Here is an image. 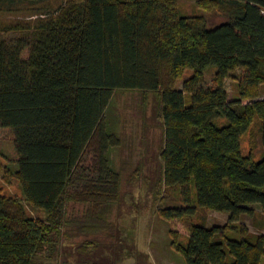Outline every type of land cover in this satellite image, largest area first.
Returning <instances> with one entry per match:
<instances>
[{
    "label": "trees",
    "instance_id": "1",
    "mask_svg": "<svg viewBox=\"0 0 264 264\" xmlns=\"http://www.w3.org/2000/svg\"><path fill=\"white\" fill-rule=\"evenodd\" d=\"M196 5L225 20L180 14L178 0H0V128L11 134L23 195L0 191V264H43L63 241L113 234L123 195L112 153L123 140L112 112L116 93L131 90L152 94L162 120L156 185L179 205L157 214L183 264H262L264 0ZM208 210L227 223L208 225Z\"/></svg>",
    "mask_w": 264,
    "mask_h": 264
},
{
    "label": "rangeland",
    "instance_id": "2",
    "mask_svg": "<svg viewBox=\"0 0 264 264\" xmlns=\"http://www.w3.org/2000/svg\"><path fill=\"white\" fill-rule=\"evenodd\" d=\"M178 3L180 14H203L208 19L209 26L225 20V17L215 9L205 11L198 8L196 0H178ZM215 70V65L207 68L205 73L207 83L211 81ZM239 71L234 73L238 74ZM191 72L188 69L183 78L190 76ZM181 81L182 79L179 83ZM225 84L230 93H237L233 76L228 77ZM261 95L264 98V85ZM114 103L116 107L112 113L117 114L121 119L120 132L123 143L112 154L114 165L122 174L123 198L120 207H116L113 211V234L111 236L102 234L99 240L75 237L73 240L63 241L54 259L43 264H183L184 262L183 255L173 250L170 245V224L157 214L161 204L174 206L179 205V202L175 193L169 191L163 199L165 187L161 181L156 185L163 174L159 154L164 141L162 120L156 116V101L150 93L144 97L140 91L131 90L117 92ZM248 145V135H246L242 143L244 152L248 151ZM17 167V154L11 134L7 129L0 128V191L7 195L23 197L20 183L13 174ZM26 206L29 214L45 218L44 210ZM256 209V211L260 210L258 206ZM205 213L208 225H224L228 221L227 213L212 210ZM240 221L251 232H260L255 227L252 217L243 215ZM178 230L187 236L186 226L181 224ZM226 234L235 237L238 231L232 228ZM219 237L223 239L222 236Z\"/></svg>",
    "mask_w": 264,
    "mask_h": 264
}]
</instances>
